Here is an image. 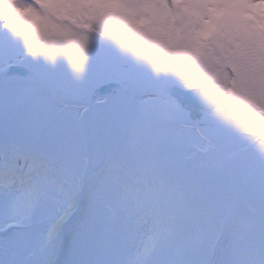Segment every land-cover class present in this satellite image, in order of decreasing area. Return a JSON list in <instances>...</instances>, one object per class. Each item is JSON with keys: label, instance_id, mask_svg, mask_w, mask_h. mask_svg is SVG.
<instances>
[{"label": "rangeland", "instance_id": "rangeland-1", "mask_svg": "<svg viewBox=\"0 0 264 264\" xmlns=\"http://www.w3.org/2000/svg\"><path fill=\"white\" fill-rule=\"evenodd\" d=\"M10 1L0 0V25L14 21L17 28L29 27L30 37L15 29L0 31V65L15 59L18 51L40 46L43 52L24 64L72 91L89 90L113 76L138 84L154 77L183 86L215 81L216 88L229 92L236 101H256L264 108V19L247 29L222 28L214 18L200 17L205 6L197 4L179 5L169 14L148 2L39 0L36 6L33 0ZM8 5L11 10L4 13L3 6ZM94 28L103 38L94 36ZM199 36L207 40L199 42ZM66 40L82 42L83 54L70 49ZM3 87L0 148L8 151L0 166V264H212L215 253L200 247L192 254L190 245L210 230L221 234L222 222L236 198L241 207L225 226L220 246H215L214 264H264V135L257 134L250 117L231 114L235 121L231 124L226 113L215 107L203 115L224 121L208 118L201 126L187 124L190 111L199 116L202 112L184 110L176 99L152 90L135 97L133 114L142 119H129L125 125L130 108L122 93L111 101H98L79 119L82 108L68 106L58 114L63 105L36 91L27 80ZM153 99H162L163 105L154 106ZM12 101L18 104L16 109L10 108ZM23 103L27 104L24 108ZM157 119L164 120L165 126H157ZM43 120L46 133L34 146ZM120 127L127 130L123 150L115 156L120 158L121 170L111 166L100 179L94 178L84 211L65 225L63 243L64 232L54 222L69 218L77 206L74 179L79 171L98 167L103 153L113 149L115 130ZM256 136L262 139L257 141ZM189 141L191 149L197 150L209 144L208 154L198 156L197 150L186 146ZM238 148L245 149L228 157ZM30 150L37 159L29 160V168L11 165L15 154ZM184 156L192 158L185 162ZM56 158L61 160L58 178L47 190L44 185L51 179H44L43 174L46 164ZM59 168L68 170L63 173L66 177ZM120 174L129 182L123 185L126 190L118 185ZM154 184L167 188L177 214L138 220L141 211L132 215L119 208L128 205L129 193V201L145 202L154 210L146 197ZM162 218L175 228L155 240L161 231L156 224ZM182 221L197 225L190 228ZM153 245L158 249L152 257L148 249Z\"/></svg>", "mask_w": 264, "mask_h": 264}, {"label": "snow or ice", "instance_id": "snow-or-ice-1", "mask_svg": "<svg viewBox=\"0 0 264 264\" xmlns=\"http://www.w3.org/2000/svg\"><path fill=\"white\" fill-rule=\"evenodd\" d=\"M57 3H120V2H148L153 4L161 13H173L177 10V6L184 4H197L205 6L198 13L200 17L207 16L214 18L218 25L222 28L236 27L247 29L257 24L261 19H264V0H54ZM212 5V7H207ZM10 28H15V23L9 25ZM19 32L25 37H30V33L25 28H20ZM69 48L74 50L78 55L83 54V43L74 42L71 40L65 41ZM35 51V49H33ZM19 65L8 64L6 67L0 68V83L5 79H10L17 76ZM147 99V98H146ZM154 106L160 107L163 105L162 99H153ZM159 127H164L166 122L162 119L155 121ZM252 127L256 128L261 135H264V111L260 113L257 119L249 122ZM222 181V178L218 176ZM146 197L153 205L155 210L162 214H177V210L173 205L172 196L162 185L154 184L151 190L146 193ZM187 227H195L197 224L192 221H182Z\"/></svg>", "mask_w": 264, "mask_h": 264}, {"label": "clouds", "instance_id": "clouds-1", "mask_svg": "<svg viewBox=\"0 0 264 264\" xmlns=\"http://www.w3.org/2000/svg\"><path fill=\"white\" fill-rule=\"evenodd\" d=\"M209 83L211 84L212 87L216 86V82L215 81H210ZM208 90L211 92V88H209ZM218 99H219V101L221 103H227V101L224 98H222V97H219Z\"/></svg>", "mask_w": 264, "mask_h": 264}, {"label": "bare ground", "instance_id": "bare-ground-1", "mask_svg": "<svg viewBox=\"0 0 264 264\" xmlns=\"http://www.w3.org/2000/svg\"><path fill=\"white\" fill-rule=\"evenodd\" d=\"M32 74V73H31ZM35 76V75H34ZM36 77V76H35ZM124 87H133V86H128V84H126ZM57 94L60 96V93L59 92H57Z\"/></svg>", "mask_w": 264, "mask_h": 264}, {"label": "water", "instance_id": "water-1", "mask_svg": "<svg viewBox=\"0 0 264 264\" xmlns=\"http://www.w3.org/2000/svg\"><path fill=\"white\" fill-rule=\"evenodd\" d=\"M45 86H48V85H45Z\"/></svg>", "mask_w": 264, "mask_h": 264}]
</instances>
